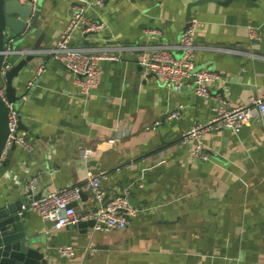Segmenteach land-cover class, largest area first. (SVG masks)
<instances>
[{
	"label": "crops",
	"instance_id": "1",
	"mask_svg": "<svg viewBox=\"0 0 264 264\" xmlns=\"http://www.w3.org/2000/svg\"><path fill=\"white\" fill-rule=\"evenodd\" d=\"M80 1L34 0L36 27L13 35L14 48L34 54L13 82L19 99L27 95L19 106L20 130L34 149L13 145L0 163V206L27 196V182L36 175L38 193L44 194L82 186L88 175L104 172L106 199L129 186L137 214L123 229L84 232L76 225L55 229L28 208L25 228L46 264H264V118L239 132L206 133L207 162L191 159L181 142L184 131L214 117L215 96L230 108L264 97V0L192 7L196 69L221 75L210 97L191 87L172 89L140 65L160 43L180 57L187 8L199 0H103V7L93 6L87 15L106 30L77 31L73 44L103 48L120 59L99 62V82L87 99L79 95L74 75L44 55ZM150 28L162 29L160 41L146 37ZM31 52L13 56V65ZM41 64L45 72L28 88ZM176 110L180 118L167 119ZM156 121L161 122L152 128ZM87 149L92 157H84ZM97 206L84 189L75 207L86 215ZM59 246L77 253L62 257Z\"/></svg>",
	"mask_w": 264,
	"mask_h": 264
},
{
	"label": "built area",
	"instance_id": "2",
	"mask_svg": "<svg viewBox=\"0 0 264 264\" xmlns=\"http://www.w3.org/2000/svg\"><path fill=\"white\" fill-rule=\"evenodd\" d=\"M103 7V0H83L74 5L73 13L65 30L60 35L54 47L44 51V55L51 57L61 63L75 77V84L79 87V95L87 99L98 85L99 62L102 60L116 61L119 56L106 51L103 48L75 46L73 41L76 32L82 35L99 34L106 30L105 23L91 19L87 11L93 7ZM197 23L192 24L180 36L179 49L181 55L178 58L169 53V47L163 44L153 46L149 57H143L140 65L145 73L153 74L162 79L168 87L181 90L191 87L194 93L201 97H210L211 85L221 78L217 72L210 70L196 69V54L199 46L195 43ZM145 35L149 39L160 41L163 31L159 28L147 29ZM250 37L255 38V31L250 29ZM15 37L6 35V43L3 50V63L0 69V97L8 108L9 133L4 148L0 154V163L6 158L11 146H19L27 152L34 149V145L26 138L25 133L19 128L21 121V103L27 99L22 96L16 102H9L6 99V78L5 75L12 68L11 58L15 55H25L31 51L18 50L13 47ZM229 52L239 53L236 49H228ZM30 54H33L32 52ZM46 70V65L41 64L35 70L27 87L34 86ZM217 105L214 108V117L206 123H196L183 132L181 142L188 150L191 159L210 161L211 156L205 149L203 136L211 131L230 130L239 132L245 124L253 120L264 118V97L252 99L248 104L230 108L219 96H215ZM181 114L179 110L167 115V119H178ZM161 121L153 124L159 125ZM150 128V127H149ZM110 139L109 143H115ZM92 150H85L84 157H92ZM105 177L104 172L90 174L82 186L63 187L44 194L38 193L40 177H31L26 185L28 202L23 209L35 211L45 222L53 224L55 229H61L76 225L80 221L89 219L95 220L96 229L113 231L123 229L127 226L128 219L137 214V210L130 201L131 188L125 187L118 194L106 199V193L101 187V181ZM84 189L97 200L98 206L90 214L80 215L73 206L81 197ZM30 192V194H28ZM40 194L38 198L36 196ZM57 252L62 257H74L77 249L72 246H59Z\"/></svg>",
	"mask_w": 264,
	"mask_h": 264
},
{
	"label": "water",
	"instance_id": "3",
	"mask_svg": "<svg viewBox=\"0 0 264 264\" xmlns=\"http://www.w3.org/2000/svg\"><path fill=\"white\" fill-rule=\"evenodd\" d=\"M210 1L226 5L230 0H199L190 4L187 8V25L184 31L192 24V7ZM38 14L39 11L36 10L34 0H26L25 3H21L20 0H0V69L3 63V50L8 31L11 35L16 36L20 35L28 27L31 30L36 27ZM33 58L34 54H29L20 59L7 71L5 75V93L6 99L9 102H16L19 99L16 95L13 82L19 76L20 71ZM21 126L22 122L20 121V129ZM8 133V108L0 97V154L4 148ZM39 196L40 194L36 198ZM27 200L28 197L25 196L6 206H0V264H46L47 262L45 254L41 252L39 247L35 246L36 239L30 237L25 228L28 210L23 209V207ZM76 204L74 203L73 206H76ZM95 224V220L89 219L80 221L76 224V227L84 229L85 232L87 228H94Z\"/></svg>",
	"mask_w": 264,
	"mask_h": 264
}]
</instances>
